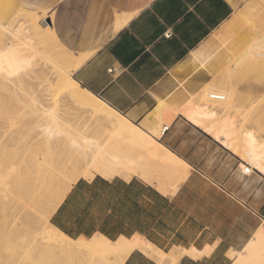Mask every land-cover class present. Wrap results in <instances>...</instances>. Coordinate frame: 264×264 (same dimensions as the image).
Returning <instances> with one entry per match:
<instances>
[{"label":"crops","instance_id":"0c3cea01","mask_svg":"<svg viewBox=\"0 0 264 264\" xmlns=\"http://www.w3.org/2000/svg\"><path fill=\"white\" fill-rule=\"evenodd\" d=\"M13 1L46 12L60 43L89 53L72 77L147 131L159 102L180 108L219 86L228 63L218 35L250 0ZM170 119L158 141L188 166L172 194L137 176L79 178L50 223L73 239L140 236L165 253L158 262L134 249L122 264H233L264 226V176L244 174L246 162L182 113Z\"/></svg>","mask_w":264,"mask_h":264},{"label":"bare ground","instance_id":"6f19581e","mask_svg":"<svg viewBox=\"0 0 264 264\" xmlns=\"http://www.w3.org/2000/svg\"><path fill=\"white\" fill-rule=\"evenodd\" d=\"M39 13L21 8L13 0H0V20L1 16L8 18L7 23L0 22V207L2 211L16 203L24 207V213L13 220V227L29 221L40 235L22 264H39L45 255L54 262L62 255L61 261L76 264L75 244L84 251L83 264H122L134 249L162 262L165 253L143 237L112 241L97 234L75 240L46 219L80 177L117 176L129 180L137 176L172 194L187 176L188 166L156 141L162 123L168 124L176 111L159 102L155 113L159 123L146 131L80 86L71 74L90 54L68 51ZM120 23L117 19L116 27ZM234 40V50L243 46L241 35L234 33L222 43ZM234 50L227 51L224 57L228 64L223 70L227 72L229 63L236 59L238 64L246 58L261 63L264 36L241 51L239 58ZM229 78L226 74L219 86L201 88L190 98L194 104L188 103L182 109L183 114L227 146L232 139L237 141L244 161L257 166L264 176V142L257 141L251 130L244 131L241 138L234 137L236 125L230 118L219 122L211 119L238 111ZM212 90L225 98L210 101L208 93ZM258 116L257 113L251 118L256 125L260 124ZM33 200L42 208L35 220L29 217L35 212L26 208V202ZM242 250L243 253H231L233 264H264V226ZM13 264L20 263L15 260Z\"/></svg>","mask_w":264,"mask_h":264},{"label":"rangeland","instance_id":"374dc122","mask_svg":"<svg viewBox=\"0 0 264 264\" xmlns=\"http://www.w3.org/2000/svg\"><path fill=\"white\" fill-rule=\"evenodd\" d=\"M40 13L39 15L41 17V20H45L50 24L47 18V13ZM1 17V23L8 22L7 17ZM231 33H234L235 36L237 34L241 35L242 40L240 46L243 45L241 48L234 50V48L237 47V45L234 46V44L237 43L235 40L231 44L222 43L224 39H226ZM261 36H264V0H250L244 5L242 9L238 11L233 23L224 28V30H222L218 35L219 47L226 50V52H231L234 50L236 58H239L238 56L242 53L241 51H244V49L249 44L261 38ZM222 45H224V48L222 47ZM65 47L68 51L73 52L67 46ZM238 63L239 61H237V59L231 61L229 63V72H227V70L223 72L224 74H229L230 78L229 80H227V82L230 89L232 88V97L235 99V101L237 100L238 102V111L231 114L216 115L211 119L219 122L222 118H230V120H232L236 125L234 128V137L241 138L244 135V131L251 130L254 133L255 139L257 141L264 142V61L260 63L258 61L254 62L246 58L240 60V64ZM243 85H245V87ZM188 103L193 105L194 101L189 99L183 106H181L180 108H174V110L183 114L182 109L188 107ZM257 113L259 114V125L254 124L251 119L252 117L257 115ZM207 133H209L213 137V134L211 132ZM159 137L156 138V141H158ZM217 140L244 161V158L242 156V149L239 144H236L237 141L232 139L233 143L227 146L223 140ZM251 167L253 168L254 172L259 173V169L257 166ZM160 191L166 193L163 190ZM2 194L3 192L0 191V195ZM37 203L38 202L36 200L26 202L27 210L34 211L36 213L35 214L33 212L34 214H31L29 216L34 220L36 219V216L38 214L37 211H41L42 209ZM23 208L24 207L19 206L17 203L14 204V206H12L11 208L3 211L0 207V264H13L15 260L22 264L25 260L26 254L29 253L32 244L35 242V239L40 236L37 234L38 232L34 224L29 223V221L27 223H22L19 226L13 227V220L24 213ZM49 217L50 216H46V219H48V221ZM78 239L79 238L75 240ZM83 257L84 251L82 247L75 244L73 249V260H75L76 264H83ZM40 259H42V263L40 262L39 264H66V262H63L64 260L61 261L63 259L62 255L60 257L61 260H57L55 262L48 255H45V257L43 256ZM36 263L38 264V262ZM69 263L75 264L67 261V264Z\"/></svg>","mask_w":264,"mask_h":264},{"label":"built area","instance_id":"2783aa9c","mask_svg":"<svg viewBox=\"0 0 264 264\" xmlns=\"http://www.w3.org/2000/svg\"><path fill=\"white\" fill-rule=\"evenodd\" d=\"M164 36L170 37L171 33L169 31H166L164 33ZM224 98L225 97L222 93L214 91V90H212L208 93V99L210 101L219 102V101H222ZM166 128H167V126L162 127L161 132H164L166 130ZM242 171L244 174H250L251 172H253V168L249 164L245 163V167L242 168Z\"/></svg>","mask_w":264,"mask_h":264}]
</instances>
